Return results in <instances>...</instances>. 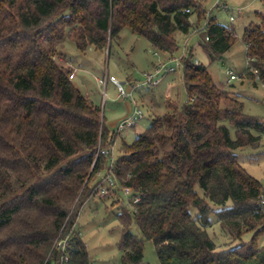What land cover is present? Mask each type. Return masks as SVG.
I'll return each mask as SVG.
<instances>
[{
	"label": "trees",
	"instance_id": "1",
	"mask_svg": "<svg viewBox=\"0 0 264 264\" xmlns=\"http://www.w3.org/2000/svg\"><path fill=\"white\" fill-rule=\"evenodd\" d=\"M207 12L197 0H0V264H91L76 227L80 211L69 214L77 198L78 209L100 195L111 168L140 196L118 215L124 264L142 263L146 240L161 264H264V183L237 153L262 145L263 118L246 114L238 95L216 85L188 49L178 67L187 101L168 100L169 112L124 142L116 159L120 133H110L101 108L55 60L65 36L82 52L102 53L125 27L173 55L174 34L190 33ZM256 16L243 33L246 73L256 81L258 69L264 84V10ZM202 32L212 61L237 39L234 26L212 15ZM214 220L234 240L252 233L250 241L219 248L208 231Z\"/></svg>",
	"mask_w": 264,
	"mask_h": 264
},
{
	"label": "rangeland",
	"instance_id": "2",
	"mask_svg": "<svg viewBox=\"0 0 264 264\" xmlns=\"http://www.w3.org/2000/svg\"><path fill=\"white\" fill-rule=\"evenodd\" d=\"M197 2L207 9L206 18L212 15L219 23L235 27L237 39L220 60L212 61L200 45L203 35L202 27L206 23V18H202L198 27L192 28L190 33L176 32L174 34L179 47L173 55L154 48L146 37L135 33L130 27L123 28L119 38L112 42L111 50L108 51L110 46L108 44L102 53L94 47H89L82 52L77 48L76 42L68 36L56 43L55 60L71 69L70 78L101 108L105 125L111 134L116 131L120 120L133 111L132 99L136 100L143 109L145 116L136 126L118 134L113 150L116 159L122 154L121 148L124 142L132 143L136 136L150 125L154 117L169 112L168 100L180 104L187 101L188 92L183 67L180 69L176 67L166 72L163 70L158 85L148 82L144 84L147 73L154 72L164 61H169L170 57L176 59L182 57L186 46L194 51L193 60L197 59L207 66L216 85L238 95L244 102L246 114L264 119V84L257 79L255 82L246 73L249 57L247 44L243 40L245 27L251 21H258L256 13L264 10V4L261 0H197ZM231 16H234V20L230 19ZM197 19L198 16L194 13L191 21L195 23ZM67 30L70 31V29ZM229 69L242 74V78L229 81L230 76L227 74ZM72 74L73 77H71ZM108 74L115 75L123 83L127 80L134 81V85H125L127 91L133 90L131 97L119 96L118 88L112 80H106ZM225 124L229 127L231 136L235 137L236 128L228 121ZM237 153L247 171L264 183V134L259 148H245ZM94 177L96 176L92 177L93 181L97 182L99 177ZM119 188H122L120 181L116 191L87 200L88 202L78 206L79 210L75 208L77 198L71 208L70 216L74 210L80 211L76 227L87 245L91 264H124L123 251L119 247L123 230L118 215L122 212V206L132 210L133 201L131 196L126 195L123 190H118ZM131 230L141 238L136 225L133 224ZM208 231L216 245L222 249L234 246L243 240L248 242L252 236V233H248L241 241L234 240L215 220ZM259 245H264V236L260 239ZM141 264H161L151 240H146L144 243Z\"/></svg>",
	"mask_w": 264,
	"mask_h": 264
},
{
	"label": "built area",
	"instance_id": "3",
	"mask_svg": "<svg viewBox=\"0 0 264 264\" xmlns=\"http://www.w3.org/2000/svg\"><path fill=\"white\" fill-rule=\"evenodd\" d=\"M187 11H189V9H187ZM230 19L234 20V16H231ZM183 55L184 56L188 55L187 47L184 48ZM180 63L181 62L179 59L170 57L169 61H164L159 67L155 69L154 72L146 74V80L144 81V84L145 82H148L149 84H152V85H158L162 77L161 72L163 70L166 72L170 69H175L176 67L180 66ZM195 63H199V61L196 59ZM252 70L256 74V79L259 81L258 69L253 68ZM227 74L230 76L229 81L231 79H241L243 76L242 74L235 73L232 69L227 70ZM73 76L74 75L72 74L71 77ZM110 79L118 88L119 96H124V97L130 96L131 97L132 92L127 91L125 83L121 82L114 75H112ZM106 80H108L107 76H106ZM132 101L134 104L133 111L130 114H128L125 118L120 120V122L117 124L116 131L119 133L124 132L131 127H135L136 124L145 116L143 109L139 107L133 99ZM103 152L105 153L106 151H103ZM99 174L102 175V173L100 172ZM118 184H119V179L116 176L114 169L113 168L109 169L107 171V174H105L104 184L101 185L100 187V195L104 196V195L110 194L111 191H114V189L117 188ZM122 190L124 191L126 195L131 196L133 203H137L140 200V196L135 194L132 187L122 186ZM260 200H261V203L264 205V193L260 196Z\"/></svg>",
	"mask_w": 264,
	"mask_h": 264
},
{
	"label": "crops",
	"instance_id": "4",
	"mask_svg": "<svg viewBox=\"0 0 264 264\" xmlns=\"http://www.w3.org/2000/svg\"><path fill=\"white\" fill-rule=\"evenodd\" d=\"M156 55H157V52H156ZM115 76V75H114ZM129 79V78H128ZM134 81H132V80H127V81H125L124 83H125V85H127V84H130V85H134V83H133ZM256 82V81H255ZM142 86H144L143 85V83H142ZM133 90L131 89V92H132ZM134 100V99H133ZM135 102H136V100H134ZM137 103V102H136ZM137 105H138V103H137ZM139 106V105H138ZM140 107V106H139Z\"/></svg>",
	"mask_w": 264,
	"mask_h": 264
},
{
	"label": "water",
	"instance_id": "5",
	"mask_svg": "<svg viewBox=\"0 0 264 264\" xmlns=\"http://www.w3.org/2000/svg\"><path fill=\"white\" fill-rule=\"evenodd\" d=\"M108 51H109V49H108Z\"/></svg>",
	"mask_w": 264,
	"mask_h": 264
}]
</instances>
